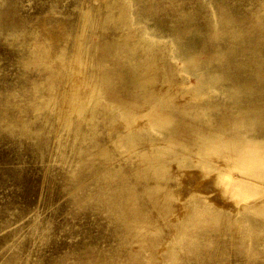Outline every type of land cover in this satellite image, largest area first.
Here are the masks:
<instances>
[{
    "label": "rangeland",
    "instance_id": "374dc122",
    "mask_svg": "<svg viewBox=\"0 0 264 264\" xmlns=\"http://www.w3.org/2000/svg\"><path fill=\"white\" fill-rule=\"evenodd\" d=\"M0 96L26 107L9 113L23 130L0 122V264H137L150 249L114 217L111 181H131L160 229L145 264H168L195 183L233 219L261 218L264 0H0ZM122 111L132 126L160 123L123 148ZM206 135L224 145L203 150ZM148 138L167 168L164 215L134 174ZM231 230L249 226L226 225L224 238ZM257 241L252 259L264 264V227ZM183 256L177 264H199ZM207 264H239L235 245Z\"/></svg>",
    "mask_w": 264,
    "mask_h": 264
},
{
    "label": "bare ground",
    "instance_id": "6f19581e",
    "mask_svg": "<svg viewBox=\"0 0 264 264\" xmlns=\"http://www.w3.org/2000/svg\"><path fill=\"white\" fill-rule=\"evenodd\" d=\"M123 17H126V12L123 11ZM81 19L83 21L90 20V14L88 11L81 13ZM144 79L141 72H138L133 82H140ZM36 106V105H35ZM106 107L109 104H105ZM14 107L16 110H24L26 107L11 105L7 96H0V122L7 129L14 130L16 128L23 130L24 122L17 117L9 115L10 108ZM39 104L35 108H38ZM81 108V106H79ZM79 109V108H78ZM120 114L125 117V122L122 123L126 130L121 132L116 131L114 140L115 145L126 148L133 142H136L142 137L145 138L144 129L151 128L155 124L160 123V118L156 115H151L148 118V123L145 122L140 126H132V118L129 117V112L122 111ZM81 122V121H80ZM62 127L69 128L73 131L74 135L82 134L84 132V126L75 123L73 119L62 118ZM115 125V124H114ZM116 130V126H113ZM149 139V138H148ZM149 140L145 142L149 143ZM203 150L216 151L224 145V140H221L216 135L203 136ZM151 143V144H150ZM149 145H143L139 150L141 160L134 172L135 176L145 178L143 183V191L145 197L149 199L151 204L155 207L156 213L164 215L171 211V204L164 201L165 195L160 196L159 190L162 187L160 184V178L167 177V168L164 162V158L158 155V150L155 142L150 141ZM150 146V147H149ZM129 161V160H128ZM127 161V162H128ZM114 169L109 173L111 176ZM115 173V172H114ZM135 177V178H136ZM155 177V180L149 178ZM196 181V179H195ZM244 181V179L240 180ZM199 184H193L190 193H193L192 200L189 203L187 216L181 225L176 226V229L183 239L180 243L169 248L165 254V259L168 264H177L178 261L183 258L184 254L187 257H193L199 262V264H207V262L215 263L219 259L225 256L228 250L229 243L235 245V254L238 257L239 264H257L252 257H256L258 253V238L259 232L264 227V207H255V213H258L261 218L252 219L251 225L248 217H242L240 219H233L228 216L226 212L220 211L219 207L209 205L206 194H200L202 191L198 190ZM109 206L114 214L118 223H121L127 231L133 232L135 236L141 241L142 250L150 249L148 252L143 253V256L139 258L137 264H145L146 262H152L158 258V254L155 251V246L158 245L156 234L160 231L159 227L153 222L150 213L146 207L145 200L129 180H117L111 181L109 185ZM166 194V193H165ZM196 195V196H195ZM215 207V208H214ZM235 220V221H234ZM244 223L245 227L249 226V230L246 234L238 235L231 230V237L224 238L226 225ZM155 224V225H154ZM250 236L251 243H248L246 236ZM240 255L243 258H240ZM252 259L250 262L249 260ZM245 260V261H244ZM161 264V263H160ZM167 264V263H166Z\"/></svg>",
    "mask_w": 264,
    "mask_h": 264
}]
</instances>
